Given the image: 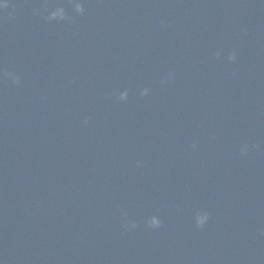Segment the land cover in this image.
<instances>
[{"label": "water", "instance_id": "95a60500", "mask_svg": "<svg viewBox=\"0 0 264 264\" xmlns=\"http://www.w3.org/2000/svg\"><path fill=\"white\" fill-rule=\"evenodd\" d=\"M0 264H264V0H0Z\"/></svg>", "mask_w": 264, "mask_h": 264}]
</instances>
